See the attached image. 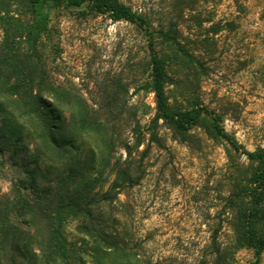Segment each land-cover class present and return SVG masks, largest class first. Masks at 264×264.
<instances>
[{"label":"rangeland","instance_id":"1","mask_svg":"<svg viewBox=\"0 0 264 264\" xmlns=\"http://www.w3.org/2000/svg\"><path fill=\"white\" fill-rule=\"evenodd\" d=\"M10 17L22 18L21 0H0ZM154 30L173 27L198 60L169 61V104L185 109L199 100L223 116L225 130L248 151L264 146V0H123ZM82 8L52 12L45 54L51 81L112 122L120 141L115 159L139 168V185L118 200L153 264H218L213 238L225 251L222 264H264L250 250L235 253L228 207L235 167L244 157L214 139L205 119L182 143L161 120L154 130V93L148 87L149 52L140 30ZM4 27L0 23V42ZM66 116L70 112L66 111ZM137 142L139 144L137 145ZM0 197L13 196L17 167L0 157ZM14 225L26 228L21 221ZM70 224L68 232H72ZM233 253V254H232ZM230 254H232L230 256Z\"/></svg>","mask_w":264,"mask_h":264},{"label":"trees","instance_id":"2","mask_svg":"<svg viewBox=\"0 0 264 264\" xmlns=\"http://www.w3.org/2000/svg\"><path fill=\"white\" fill-rule=\"evenodd\" d=\"M21 2L25 20L3 14L0 2V157L6 153L22 175L13 182V196L0 197V264H153L118 200L141 181L138 166L133 171V162L115 159L118 147L128 156L131 148L120 141L112 122L51 81L45 54L51 14L84 6L82 15H105L142 33L149 52L148 87L156 102L152 141L159 142L154 130L160 120L185 143L207 119L211 136L245 158L246 166L235 167L228 198L234 239L227 250H250L257 260L264 256V146L245 149L225 130L222 114L199 100L185 109L171 108L169 61L198 63L178 40V30H154L123 0ZM13 218L26 228L14 225ZM212 247L216 263L225 262L214 238Z\"/></svg>","mask_w":264,"mask_h":264}]
</instances>
